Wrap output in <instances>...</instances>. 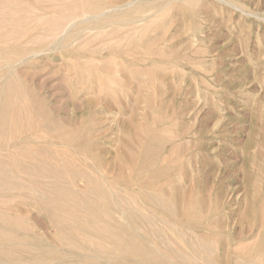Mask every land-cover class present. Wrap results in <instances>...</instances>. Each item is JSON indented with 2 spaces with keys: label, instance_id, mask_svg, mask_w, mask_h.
Instances as JSON below:
<instances>
[{
  "label": "rangeland",
  "instance_id": "374dc122",
  "mask_svg": "<svg viewBox=\"0 0 264 264\" xmlns=\"http://www.w3.org/2000/svg\"><path fill=\"white\" fill-rule=\"evenodd\" d=\"M0 116V264H264V0H0Z\"/></svg>",
  "mask_w": 264,
  "mask_h": 264
},
{
  "label": "bare ground",
  "instance_id": "6f19581e",
  "mask_svg": "<svg viewBox=\"0 0 264 264\" xmlns=\"http://www.w3.org/2000/svg\"><path fill=\"white\" fill-rule=\"evenodd\" d=\"M134 2H135V1H134ZM136 2H137V1H136ZM62 3H64V2H62ZM130 3H131V2H130ZM130 3H129V4H130ZM131 5H133V4H131ZM131 5H130V6H131ZM50 6H51V5H50ZM43 8H44V6H43ZM117 8H118V7H117ZM120 8H121V6H120ZM131 9H132V8H131ZM45 10H46V9H45ZM60 10H61V9H60ZM121 10H122V9H121ZM128 10H129V9H128ZM134 11H135V10H134ZM60 12H61V11H60ZM107 12H108V11H107ZM124 12H127V11H124ZM112 13H113V12H112ZM112 13H110V14H112ZM132 13H133V12H132ZM110 14H109V15H110ZM125 14H126V13H125ZM125 14H124V15H125ZM103 15H105L104 12H103V14H100V15H98V16H100V19H101V16H103ZM48 16H49V15H48ZM129 16H130V15H129ZM84 17H85V16H84ZM115 17H118V16H115ZM121 17H122V15H121ZM124 17H125V16H124ZM133 17H134V16H133ZM45 18H46V17H45ZM87 18H88V17H87ZM87 18L84 19V20H87ZM94 18H95V17H94ZM102 18H103V17H102ZM104 18H105V17H104ZM118 18H119V17H118ZM127 18H128V17H127ZM95 19H97V18H95ZM100 19H99V21H100ZM112 19H113V18H112ZM132 19H133V18H132ZM132 19H131V20H132ZM138 19H140V18H138ZM141 19H142V18H141ZM141 19H140V20H141ZM84 20H83V21H84ZM92 20H93V19H92ZM113 20H114V19H113ZM134 20H136V19H134ZM75 21H76V20H75ZM90 21H91V19H90ZM102 21H103V20H102ZM76 22H77V21H76ZM81 22H82V21H81ZM88 22H89V21H88ZM97 22H98V21H97ZM100 22H101V21H100ZM104 22L106 23V25H108L107 23H109V26H110V20H109V18L107 19V16H106V21H104ZM111 22L113 23V21H111ZM124 22H126V20H125ZM129 22H130V21H129ZM72 23H73V22H72ZM74 23H75V22H74ZM77 23H78V22H77ZM70 24H71V23H70ZM75 24H76V23H75ZM89 24H90V23H89ZM98 24H100V23H98ZM122 24H123V21H122ZM81 25H82V24H81ZM68 26H69V25H68ZM79 26H80V25H79ZM82 26H83V25H82ZM71 27H72V26H71ZM86 27H87V25L85 26V28H86ZM88 27H90V26H88ZM100 27L102 28V26H100ZM107 27H108V26H107ZM120 27H121V26H120ZM66 28H67V27H66ZM66 28H65V29H66ZM68 28H70V26H69ZM81 28H84V27H81ZM91 28H92V27H91ZM36 30H37V27H36ZM66 30H67V29H66ZM66 30H65V31H66ZM69 30H70V29H69ZM83 30H84V29H83ZM33 31H34V30H33ZM63 31H64V30H63ZM67 31H68V30H67ZM67 31H66V32H67ZM84 31H86V30H84ZM87 31H88V29H87ZM71 32H72V31H71ZM116 33H118V32H116ZM65 34H66V33H65ZM65 34H64V35H65ZM41 37H42V36H41ZM45 37H46V36H45ZM63 37H64V36H63ZM14 38H15V37H14ZM35 38H36V36H35ZM73 38H74V37H73ZM49 39H50V37H49ZM45 40H46V39H45ZM45 40H44V41H45ZM56 40H57V39H56ZM44 41H43V42H44ZM49 41H50V40H49ZM51 41H53V40H51ZM54 41H55V40H54ZM21 42H22V41H21ZM30 42H31V41H30ZM39 42H40V41H39ZM47 42H48V41H47ZM56 42H57V41H56ZM56 42H55V43H56ZM12 43H13V42H12ZM31 43H32V42H31ZM49 43L51 44V42H49ZM49 43H48V44H49ZM59 43H60V42H59ZM59 43H57V45H59ZM34 44H35V43H34ZM36 44H37V42H36ZM40 44H41V43H40ZM44 44H45V43H44ZM48 44H46V45H48ZM60 44H61V43H60ZM23 45H24V44H23ZM46 45H45V47H46ZM53 45H54V44H53ZM28 46H29V45H28ZM28 46H27V49H26L27 51H29V50H28ZM33 46H34V45H33ZM33 46H32L31 49L35 50L37 47L34 49ZM48 46H49V45H48ZM50 46H51V45H50ZM54 46H55V45H54ZM39 47H40V46H39ZM45 47H43V48H45ZM52 49H53V48H52ZM54 49H55V47H54ZM38 50H39V49H38ZM57 50H59V49L57 48ZM27 51H26V52H27ZM22 52H23V51H22ZM22 52H21V53H22ZM29 53H30V51H29ZM150 53H151V52H150ZM152 53H153V52H152ZM18 54H20V53H18ZM26 54H27V53H26ZM26 54H25V56H26ZM32 54H33V53H31V55H32ZM152 55H153V54H152ZM161 55H162V54H161ZM22 56H24V55L22 54ZM27 56H28V55H27ZM29 56H30V55H29ZM17 57H18V56H17ZM148 57H149V56H148ZM23 58H24V57H23ZM27 59H28V58H27ZM143 59H144V58H143ZM157 59H158V58H157ZM31 60H33V59H31ZM147 61H148V60H147ZM147 61H146V62H147ZM155 61H157V60H155ZM22 62H25V60H24V61H21V63H22ZM141 62H143V60H142ZM29 63H30V62H29ZM151 63H152V62H151ZM128 64H129V63H128ZM153 64H154V63H153ZM157 64H158V63H157ZM159 64H160V62H159ZM169 64H170V63H169ZM18 66H19V65H18ZM131 66H132V65H131ZM6 67H7V66H6ZM12 68H13V67H12ZM123 68H124V67H123ZM122 71H123V70H122ZM144 71H145V69H144ZM20 73H21V72H20ZM124 74H125V73H123V75H124ZM146 74H147V72H146ZM23 77H24V76H23ZM139 77H140V76H139ZM138 85H140V84H138ZM66 86H67V85H66ZM140 87H141V86H140ZM66 88H67V87H66ZM142 88H143V86H142ZM1 89H2V86H1ZM5 89H6V88H5ZM68 89H69V88H68ZM137 89H138V88H137ZM136 92H137V91H136ZM2 93H3V92H2ZM2 93H1V94H2ZM134 97H135V96H134ZM5 101H6V99H5ZM43 102H44V100H43ZM4 104L6 105V103H4ZM43 104H45V103H43ZM5 105H4V106H5ZM45 105H46V104H45ZM2 106H3V104H2ZM2 106H1V107H2ZM53 106H54V105H53ZM6 108H8V107L5 106V109H6ZM53 109H54V108H53ZM5 112H6V110H5ZM5 112H4V113H5ZM4 113H3V114H4ZM7 116H8V115H7ZM0 117H1V116H0ZM84 118H85V117H84ZM2 119H3V116H2ZM3 120H4V119H3ZM54 120H55V119H54ZM84 120H85V119H84ZM7 121H8V120H7ZM4 122H5V121H4ZM8 122H9V121H8ZM0 124H1V123H0ZM3 124H4V123H3ZM74 124H75V123H74ZM58 125H60V124H58ZM71 125H72V124H71ZM79 125H80V124H79ZM2 126H3V125H2ZM82 127H83V126H82ZM53 128H54V127H53ZM60 128H62V127H60ZM65 128H66V127H65ZM55 130H56V129H55ZM61 130H62V129H61ZM194 135H195V134H194ZM29 137H30V136H29ZM34 137H35V136H34ZM34 137H33L32 139H31V137H30V140L33 141V140H34ZM85 137H86V136H85ZM37 138H38V137H37ZM85 139H86V138H84V140H85ZM92 139H93V138H92ZM17 141H18V140H17ZM20 141H22V140H20ZM34 141H35V140H34ZM52 141H53V139H52ZM97 141H98V140H97ZM23 142H24V141H23ZM23 142H22V143H23ZM20 143H21V142H20ZM33 143H34V142H33ZM13 144H14V142L12 143V145H13ZM61 144H62V143H61ZM56 145H57V144H56ZM58 145H60V144H58ZM69 146H70V145H69ZM81 146H82V145H81ZM87 147H88V146H87ZM72 148H73V147H72ZM74 148H75V147H74ZM74 151L77 152V151H76V148H75ZM78 151H79V150H78ZM81 151H82V150H81ZM80 153H81V152H80ZM82 153H83V152H82ZM84 154H85V153H84ZM85 156H86V155H85ZM129 156H130V155H129ZM86 157H87V156H86ZM88 157H89V156H88ZM131 157H132V156H131ZM112 160H113V159H112ZM133 161H134V160H133ZM133 161H132V162H133ZM135 161H136V160H135ZM137 161H138V160H137ZM118 162H119V161H118ZM98 163H99V162H98ZM135 163H136V162H135ZM166 163H167V162H166ZM2 164H3V163H2ZM7 165H8V164H7ZM97 165H98V164H97ZM142 165H144V164H142ZM160 168H161V167H160ZM0 169H3V168L1 167ZM94 170H96V169H94ZM109 171H110V170H109ZM1 173H2V172H1ZM160 175H161V173H160ZM163 176H164V175H163ZM7 177H8V176H7ZM85 178H86V177H85ZM120 178H121V177H120ZM86 179H87V178H86ZM89 179H90V178H89ZM193 179H194V178H193ZM148 180L150 181V179H148ZM260 180H261V179H260ZM117 181H118V180H116V182H117ZM142 182H143V181H142ZM184 182H185V181H184ZM184 182H183V183H184ZM189 182H190V181H189ZM144 183H145V182H144ZM7 184H8V183H7ZM137 184H138V183H137ZM195 184H196V183H195ZM0 185H1V184H0ZM160 185H161V184H160ZM184 185H185V184H184ZM187 185H188V184H187ZM187 185H185V186H187ZM41 186H42V185H41ZM188 186H189V185H188ZM165 187H166V185H165ZM190 187H191V186H190ZM192 187H193V186H192ZM194 187H195V186H194ZM166 188H167V187H166ZM173 188H175V187H173ZM184 188H185V187H184ZM184 188H183V189H184ZM175 189H176V188H175ZM177 189H178V188H177ZM180 190H181V189H180ZM173 191H174V190H173ZM182 191H183V190H182ZM78 193H79V192H78ZM83 193H84V192H83ZM179 193H180V191H179ZM185 193H186V192H185ZM65 194H66V193H65ZM79 194H81V193H79ZM183 194H184V193H183ZM187 194H189V193H187ZM191 194H192V193H191ZM194 194H195V193H194ZM194 194H193V195H194ZM181 195H182V194H181ZM193 195H191V196H193ZM195 195H196V194H195ZM195 195H194V196H195ZM67 196H68V194H67ZM189 196H190V195H189ZM253 196H254V195H253ZM68 197H71V196H68ZM113 197H115V196H113ZM183 197H184V195H183ZM246 197H247V196H246ZM116 198H117V197H116ZM251 198H252V197H251ZM107 199H108V198H107ZM111 199H112V198H111ZM113 199H114V198H113ZM96 200H97V199H96ZM108 200H109V199H108ZM192 200H194V199H192ZM208 200L210 201V199H208ZM204 201H205V200H204ZM182 202H183V201H182ZM84 203H85V202H84ZM217 205H218V204H217ZM73 207H74V206H73ZM95 209H96V208H95ZM180 209H182V208H180ZM207 209H208V208H207ZM100 211H101V210H100ZM176 211H177V210H176ZM54 212H55V210H54ZM187 212H188V211H187ZM190 212H191V211H190ZM190 212H188V213H190ZM56 213H57V212H56ZM192 213H193V212H192ZM103 214H104V213H102V216H103ZM56 215H57V214H56ZM56 215H55V216H56ZM104 215H105V214H104ZM93 216H94V214H93ZM131 216H132V215H130V217H131ZM240 216H241V215H240ZM94 217H95V216H94ZM53 218H54V217H53ZM125 218H126V216H125ZM134 219H135V218H134ZM199 219H201V218H199ZM56 220H57V219H56ZM128 220H129V219H128ZM260 220H261V219H260ZM260 220H259V221H260ZM263 220H264V219H263ZM69 221H70V220H69ZM110 221H112V220L110 219ZM132 221H133V220H132ZM136 221H137V220H136ZM196 221H197V220H196ZM261 221H262V220H261ZM0 222H1V221H0ZM65 222H66V220H65ZM80 222H81V221H80ZM128 222H129V221H128ZM142 222H143V221H142ZM173 222H174V221H173ZM184 222H185V221H184ZM112 223H113V221H112ZM133 223H134V222H133ZM133 223H132V225H133ZM170 223H171V222H170ZM3 224H4V223H3ZM61 224H62V223H61ZM70 224H71V223H70ZM4 225H5V224H4ZM67 225H68V224H67ZM72 225H73V224H72ZM137 225H138V224H137ZM246 225H247V224H246ZM59 226H60V225H59ZM111 228H112V226H111ZM9 229H10V228H9ZM115 229H116V228H115ZM3 230H4V229H3ZM82 230H83V229H82ZM131 230H132V229H131ZM4 231H5V230H4ZM119 231H120V230H119ZM245 233H246V232H245ZM108 234H109V233H108ZM105 235H106V234H105ZM115 237H116V236H115ZM24 238H25V237H24ZM24 238H22V239H24ZM235 238H236V237H235ZM32 239H33V238H32ZM115 239H116V238H115ZM123 239H124V238H123ZM24 241H25V240H24ZM102 242H105V241L102 240ZM141 242H142V241H141ZM2 244H3V243L1 242L0 245H2ZM134 244H135V243H134ZM145 244H146V243H145ZM7 245H8V244H7ZM40 245H41V244H40ZM42 245H43V244H42ZM126 245H127V244H126ZM135 245H136V244H135ZM9 247H10V246H9ZM126 248H127V247H126ZM229 248H230V247H229ZM120 249H122L121 246H120ZM224 249H225V248H224ZM0 250H1V249H0ZM2 250H4V249H2ZM192 250H193V249H192ZM211 250H212V249H211ZM0 252H1V251H0ZM45 252H46V251H45ZM225 252H226V251H225ZM1 253H2V252H1ZM46 253H47V252H46ZM124 253H125V252H124ZM3 255H4V254H3ZM7 255H8V254H7ZM30 255H31V254H30ZM229 255H230V254H229ZM4 256H5V255H4ZM34 256L37 257V255H34ZM171 258H172V257H171ZM224 258H225V257H224ZM182 259H183V258H182ZM185 259H187V258H185ZM195 259H196V258H195ZM16 260H17V259H16ZM178 260H180V256H179V259H178ZM183 260H184V259H183ZM206 260H207V259H206ZM20 261H21V260H20ZM20 261H18V262H20ZM194 262H195V261H194ZM251 262H253V261L251 260ZM140 263H141V262H140ZM256 263H257V262H256ZM256 263H255V264H256ZM128 264H129V263H128ZM257 264H259V263H257Z\"/></svg>",
  "mask_w": 264,
  "mask_h": 264
}]
</instances>
